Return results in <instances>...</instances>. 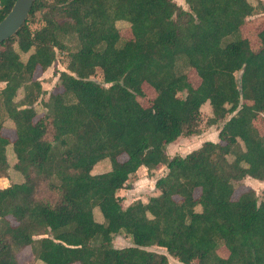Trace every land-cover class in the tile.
Segmentation results:
<instances>
[{"label": "trees", "instance_id": "obj_1", "mask_svg": "<svg viewBox=\"0 0 264 264\" xmlns=\"http://www.w3.org/2000/svg\"><path fill=\"white\" fill-rule=\"evenodd\" d=\"M14 1L3 0L0 20ZM184 3L34 0L16 34L0 42V105L15 132L10 139L0 122V176L10 149L18 177L0 187V264H20L26 247L44 264H169L151 246L183 264H264V189L232 198L245 177L264 181V130L255 124L264 115V17L258 47L241 31L259 8L264 16V2ZM119 20L131 37H121ZM58 49L67 51L66 69L38 115L45 90L34 74L54 64ZM97 69L101 81L92 78ZM143 83L154 90L148 106L137 99ZM212 125L217 141L166 153ZM100 163L107 167L93 172ZM161 165L158 193L123 206L117 191L128 178ZM40 186L50 198L38 196ZM119 232L132 245L113 246Z\"/></svg>", "mask_w": 264, "mask_h": 264}, {"label": "rangeland", "instance_id": "obj_2", "mask_svg": "<svg viewBox=\"0 0 264 264\" xmlns=\"http://www.w3.org/2000/svg\"><path fill=\"white\" fill-rule=\"evenodd\" d=\"M177 4L183 6L186 8V3H184V0H174ZM253 4L257 5L258 2H264V0H249ZM263 8H259L253 16L248 17L245 22L241 26L242 35L244 37H247L254 48L259 46V39L257 36L258 31L263 26ZM41 23H35L31 25V28H37L39 27ZM116 26L120 29V35L123 38L131 37L129 28H126L128 26V22L124 20L116 21ZM22 60H25L27 58L28 53H20ZM68 61L67 57V51L66 50H57V57L51 66H49L45 71L41 72L40 69H36L34 77L39 79L42 87L45 90V94L41 95L37 103L35 104L36 110L40 112L38 115H42V111H44V108L41 105V101L43 99L47 98V93L51 90H54L56 88V82L58 79V72L66 69V64ZM188 79L191 82L193 86H197L200 79L197 76L195 70L193 68H189L186 70ZM93 79H96L98 81H101V71L100 69L96 70V73L92 76ZM4 83H0V89L3 87ZM143 89V96H138L137 99L142 103L144 106H148L154 97V90L152 87H150L148 84L143 83L142 85ZM56 90V89H55ZM22 90H20L17 94V98L21 97ZM210 114L209 107H205L204 105L201 108L200 113V123L201 126L204 124V122L207 120ZM0 122L3 124L2 133L4 135H7L10 139H13L15 136V132L13 129V123L12 121L7 117L5 114V111L0 105ZM256 126L259 128L260 131L264 130V115H259L257 119L255 120ZM205 129H208L206 127ZM204 129V130H205ZM218 130V127H214L213 130L215 132ZM193 136V135H192ZM192 136L182 137L175 140V142L171 145L172 147L167 148V154L168 156H174V155H185L189 152V150H192L196 145L192 144ZM217 140V139H216ZM7 160L9 163V169L6 173V176H0V187H6L9 184L18 181L17 173L13 169V164L15 163V158L13 153L10 149L7 151ZM120 158H123L120 156ZM105 163H100L96 167L93 168V172L102 171L106 168ZM166 172V168L164 165L159 166L157 169L153 171H148L146 169H138L134 174H132L127 182L126 186L123 188V190H118L117 194L122 198V205L127 206L128 204L132 203L133 201L140 199L143 202H146L147 199L152 196L156 195L158 191L155 188V181L158 177L163 175ZM238 183V182H237ZM236 183V184H237ZM245 183L241 181L239 185H237L232 198H236L242 190L247 188L245 187ZM199 194V189L195 190V195ZM38 196L40 198H50L51 194L50 192L43 186H40L38 190ZM94 216L95 219L102 221L101 213H99L98 209H94ZM10 219L13 221V219L10 217ZM112 244L115 247H124L132 245L131 238L125 233V232H119L113 236ZM223 248V247H221ZM148 249L162 252L166 254L169 264H179L178 261L170 256L166 250L162 247L158 246H151ZM226 250L225 248L219 249V253H224ZM18 260L20 264H44L40 260H37L33 257H31L30 249L29 247L24 248L19 254H18Z\"/></svg>", "mask_w": 264, "mask_h": 264}, {"label": "water", "instance_id": "obj_3", "mask_svg": "<svg viewBox=\"0 0 264 264\" xmlns=\"http://www.w3.org/2000/svg\"><path fill=\"white\" fill-rule=\"evenodd\" d=\"M34 0H15L9 12L0 20V42L16 34L25 22Z\"/></svg>", "mask_w": 264, "mask_h": 264}, {"label": "crops", "instance_id": "obj_4", "mask_svg": "<svg viewBox=\"0 0 264 264\" xmlns=\"http://www.w3.org/2000/svg\"><path fill=\"white\" fill-rule=\"evenodd\" d=\"M200 82V81H199ZM199 84V83H198ZM205 107H209L207 103L204 104ZM214 127H217V125H212V126H209L208 129H205L201 134L199 135H193V141H192V144L196 145L193 149L201 146V144L206 141V140H211V141H217L218 140V131L219 129L215 132ZM179 138H182V137H179ZM217 139V140H216ZM177 140V139H176ZM175 141L169 143L167 146H166V153H167V148L170 146L172 147L171 145L174 143ZM191 151V150H189ZM146 169L144 166H141L140 169ZM245 183V185L247 187H251L253 188L256 193H261V191L264 189V181H261V180H257V179H253L249 176L245 177L243 180H242V183ZM245 186V187H246ZM121 190V189H120ZM123 190V188H122ZM243 191V190H242ZM241 191V192H242ZM237 198V197H236ZM235 199V198H234ZM224 248V247H223ZM223 248H220V249H223ZM226 249V248H225ZM225 252L224 253H219L222 257H227L228 255V250H224ZM179 264H183L181 262L178 261Z\"/></svg>", "mask_w": 264, "mask_h": 264}, {"label": "built area", "instance_id": "obj_5", "mask_svg": "<svg viewBox=\"0 0 264 264\" xmlns=\"http://www.w3.org/2000/svg\"><path fill=\"white\" fill-rule=\"evenodd\" d=\"M3 10V0H0V12Z\"/></svg>", "mask_w": 264, "mask_h": 264}]
</instances>
